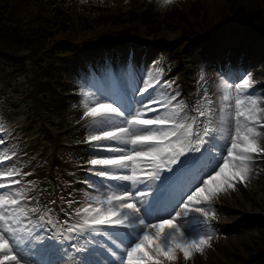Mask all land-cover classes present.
Returning <instances> with one entry per match:
<instances>
[{
    "label": "snow or ice",
    "instance_id": "snow-or-ice-1",
    "mask_svg": "<svg viewBox=\"0 0 264 264\" xmlns=\"http://www.w3.org/2000/svg\"><path fill=\"white\" fill-rule=\"evenodd\" d=\"M175 2L157 0L162 8ZM117 79L120 87L81 90L84 142L94 153L87 171L97 179L82 182L83 200L68 201L80 206L63 221L30 195L33 182L23 180L30 173L14 161L0 118V264H175L179 254L187 261L211 247L208 205L247 181L264 156V95L234 66L216 84L215 100L203 89L192 115L170 91L173 82ZM181 177L190 183L161 216L160 191Z\"/></svg>",
    "mask_w": 264,
    "mask_h": 264
},
{
    "label": "rangeland",
    "instance_id": "rangeland-1",
    "mask_svg": "<svg viewBox=\"0 0 264 264\" xmlns=\"http://www.w3.org/2000/svg\"><path fill=\"white\" fill-rule=\"evenodd\" d=\"M47 1L48 5L45 0L42 3L39 0H8L11 10H14L18 17L27 21L26 25H34L36 14L46 13L45 16L48 18L58 19L57 15L49 14L55 10L56 6L66 12L67 15L63 19L62 26L56 29L57 37L62 36L63 40L59 44L58 56H68L65 49L70 48L71 44L81 46L85 43H92L102 49L105 59H110L105 46L110 38H121L119 40L127 44V50L115 70L93 75L91 65V73L88 77H76L80 78V82L71 87L70 91L72 90L75 96L67 98V107L65 108L60 107L53 99L44 101L43 106L40 107L39 96L33 90L35 79L30 66L27 67L28 70L25 69V73L17 74L15 78L7 81H0V109L4 114L3 116L0 112V118L5 119L7 131L10 133V136L7 137V146L13 148L17 153L14 161L22 172L30 173L23 177L25 182H33L29 186L33 188L30 195H35L41 204L39 197L42 196V207L46 205L50 208L51 205L50 215L53 219L57 218L58 221H61L59 209L57 208L56 211L57 201L58 204H61L64 199L61 206L64 220L67 218L66 213L80 206L79 203H73L69 208L68 201L81 202L83 200V190L86 185L78 183V178L73 175L75 165L73 168L69 160L83 163L87 162L94 154L88 147L77 149L73 148L72 144L67 147L65 143L86 144L82 141L86 136L83 127L84 121L81 120L82 89L95 91L120 87L117 76L127 79L129 73L137 82L136 86H139L142 78L145 80L158 78L163 83L167 79L164 78V74L168 72L169 67L177 66V71L173 72V76L169 78L172 79L169 82H173L170 91L173 93L182 91L184 94L180 99L183 102L189 101L195 109L197 101L203 95V89L207 88L215 100L216 84L225 78L226 72L234 70V66H238L240 72L246 70L254 78L255 95L257 97L264 95V65L261 61L250 59L249 63L245 65L241 64L242 61L234 65L230 63L231 58H229L225 66L224 62L218 60L208 67L201 66L200 61L195 60L198 73L193 75L189 61L193 42L185 45L180 52L181 60L178 61L175 57L176 51L170 52L166 45L167 52H159L155 46L156 43H152L153 35H148L150 34L148 32L145 33L148 38L140 37L139 33L142 27L139 28L137 23H132L133 21L140 23V20L143 22V14L150 11L157 20L155 26L160 24L162 30L148 29L156 30L157 36H165L167 41H175L178 33L172 30L174 25L168 26L165 21L166 17L176 15L178 12L189 17V11H193L200 12V18L206 15L211 21L216 18L220 19L218 18L219 14L224 10L227 0H178V3L167 8H161L157 0ZM255 1L264 2V0ZM197 5L200 11L198 8L194 9ZM109 15H125L124 19H127L128 16L132 24L112 25L110 28L107 25L97 27L93 24L95 18ZM191 20L194 21L193 18ZM144 26L143 28L146 27ZM67 34L70 37H68V41H64ZM175 49L177 50V48ZM176 55L179 57V54ZM86 74H89L88 70L85 71L84 76ZM183 74L186 76L185 80ZM201 75L204 77L203 80H201ZM183 85L188 86V90ZM158 90L163 91L159 88ZM63 91H60V96L64 95ZM187 107L189 108V106ZM190 111L191 109H189ZM190 114L196 113L191 112ZM261 146L264 147V140L261 141ZM71 147L72 149H68ZM98 154L108 155L106 152ZM88 168V164L84 166V169ZM77 175L81 182L85 179H97L81 174L79 171H77ZM37 177H47V180L50 179L52 182L34 180ZM16 179H20V177H16ZM220 179L222 181V178ZM189 183L188 177H181L171 187L165 188L162 193L165 196L156 200L154 209L161 216L167 214L172 198L178 199ZM74 188L75 193L71 198ZM89 191L91 190L89 189ZM208 207L215 212V216L210 221V224L213 223L210 228L213 236L211 247L206 248L203 254H193L187 261L183 259L182 254H179L175 264H251L256 258L260 261L263 260L264 238L254 228L251 218L248 219L250 216L247 214L257 213L264 218V156L256 158L253 171L244 184L236 182L234 189L220 191ZM65 264H72V261L68 259Z\"/></svg>",
    "mask_w": 264,
    "mask_h": 264
},
{
    "label": "trees",
    "instance_id": "trees-1",
    "mask_svg": "<svg viewBox=\"0 0 264 264\" xmlns=\"http://www.w3.org/2000/svg\"><path fill=\"white\" fill-rule=\"evenodd\" d=\"M40 3L42 2L40 1ZM46 4L48 5L49 2ZM197 8L199 10L198 5L194 7V9ZM192 12L190 11L189 17L178 12L176 15L166 17L165 20L168 25L175 26L172 30L179 34L180 39L193 40L192 36H195L194 47L191 49L194 57L201 55L213 59L229 47L233 49L244 48L248 41L252 44L258 43L256 48H259L264 55V2L227 0L224 10L219 14L218 18L220 19L216 18L212 21L206 15L200 18V12H193L191 15ZM49 14L51 16L57 15L56 18L58 19H50L45 14H36L34 25H26L27 21L18 17L14 10H11L8 0H0V68L5 70V67H10L13 72L16 71L17 73L26 72L25 69L30 66L35 77L37 76L34 91L41 95L42 103L48 98L52 99L53 96H56L58 97L56 103L65 108L67 101L59 96L57 87L53 85L57 81L54 80L56 69L51 60H54L57 47L62 43L57 37L56 29L62 26L63 19L67 14L58 6ZM119 18L120 16L116 15L99 17L95 18L97 20H93V24L103 22L124 24L126 22ZM144 19L150 29L162 30L160 24L155 26L157 20L151 12L146 13ZM164 40L160 39L159 41ZM111 44L121 45L120 48L123 47V44H118L117 40ZM94 49H92L93 54L99 52L98 49ZM209 54L214 56L209 57ZM57 59L65 62L62 58ZM253 224L260 230V236L264 238V222L255 218Z\"/></svg>",
    "mask_w": 264,
    "mask_h": 264
},
{
    "label": "bare ground",
    "instance_id": "bare-ground-1",
    "mask_svg": "<svg viewBox=\"0 0 264 264\" xmlns=\"http://www.w3.org/2000/svg\"><path fill=\"white\" fill-rule=\"evenodd\" d=\"M242 52L246 54V56H244V57L246 58V57L248 56V53H247L246 50L243 49V48H242ZM232 55H234V54L232 53ZM213 56H214L213 54H209V57H213ZM39 200H40L41 202H43V198H42V196L39 197ZM40 205H41V203H40Z\"/></svg>",
    "mask_w": 264,
    "mask_h": 264
},
{
    "label": "clouds",
    "instance_id": "clouds-1",
    "mask_svg": "<svg viewBox=\"0 0 264 264\" xmlns=\"http://www.w3.org/2000/svg\"><path fill=\"white\" fill-rule=\"evenodd\" d=\"M175 3H178V0H176V2ZM162 8V7H161Z\"/></svg>",
    "mask_w": 264,
    "mask_h": 264
}]
</instances>
